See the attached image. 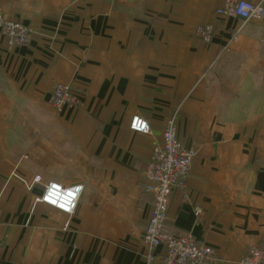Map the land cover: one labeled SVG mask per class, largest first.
<instances>
[{
    "label": "crops",
    "instance_id": "obj_1",
    "mask_svg": "<svg viewBox=\"0 0 264 264\" xmlns=\"http://www.w3.org/2000/svg\"><path fill=\"white\" fill-rule=\"evenodd\" d=\"M223 1L0 0L32 32L11 48L0 31V264H159L165 250L143 240L144 172L171 119L194 157L166 228L210 246L215 264L264 248V109L229 114L212 77L231 52L247 72L264 65V20L217 18ZM207 24L209 44L196 33ZM58 83L80 109L52 108ZM134 116L152 133L132 131ZM52 182L83 186L72 216L36 201Z\"/></svg>",
    "mask_w": 264,
    "mask_h": 264
},
{
    "label": "built area",
    "instance_id": "obj_2",
    "mask_svg": "<svg viewBox=\"0 0 264 264\" xmlns=\"http://www.w3.org/2000/svg\"><path fill=\"white\" fill-rule=\"evenodd\" d=\"M216 16L217 18H238L244 24L263 21L264 0L257 4L246 0H224L217 10ZM0 31L6 37L11 48L27 46L32 40L30 28L20 21L7 19L1 11ZM196 33L203 42L209 44L214 40L215 27L212 24L202 25L197 27ZM49 103L57 112H62L67 107L75 109L82 107V102L74 89L61 83L55 85ZM130 129L146 135L152 133L149 122L141 116L132 118ZM193 157V151L178 139L175 120H169L163 134V142L154 147L144 172L147 183L146 190L153 196L154 202L143 240L151 249L163 248L165 250V255L161 257L159 264H215L217 261L214 250L210 246L198 242L189 234H175L166 228L171 196L175 190L187 188ZM39 181L40 176H37L35 182ZM52 184L53 182L44 186L42 195L36 201L72 216L77 210L83 186H79L80 191L75 206L69 209L62 208L59 204H54L46 199ZM55 184L62 191L77 187ZM68 228L69 223L65 225V231ZM1 247L0 243V250ZM241 263L264 264V248H251Z\"/></svg>",
    "mask_w": 264,
    "mask_h": 264
},
{
    "label": "rangeland",
    "instance_id": "obj_3",
    "mask_svg": "<svg viewBox=\"0 0 264 264\" xmlns=\"http://www.w3.org/2000/svg\"><path fill=\"white\" fill-rule=\"evenodd\" d=\"M262 49L264 51V47ZM246 63L245 57L239 54L238 62V58L235 60V54L231 52L228 61L219 62L213 67V93L229 114L239 112L243 114L240 116H245L255 112V109H264V65L252 67L247 72Z\"/></svg>",
    "mask_w": 264,
    "mask_h": 264
},
{
    "label": "clouds",
    "instance_id": "obj_4",
    "mask_svg": "<svg viewBox=\"0 0 264 264\" xmlns=\"http://www.w3.org/2000/svg\"><path fill=\"white\" fill-rule=\"evenodd\" d=\"M79 191V186L62 191L57 184L53 183L48 191L46 199L54 204H59L62 208L70 209L75 206Z\"/></svg>",
    "mask_w": 264,
    "mask_h": 264
},
{
    "label": "water",
    "instance_id": "obj_5",
    "mask_svg": "<svg viewBox=\"0 0 264 264\" xmlns=\"http://www.w3.org/2000/svg\"><path fill=\"white\" fill-rule=\"evenodd\" d=\"M258 184H259V188L260 190H262L264 192V173H261L258 177ZM42 190L40 189V192H38L37 190H35V193L38 194V196L40 197L42 195Z\"/></svg>",
    "mask_w": 264,
    "mask_h": 264
}]
</instances>
